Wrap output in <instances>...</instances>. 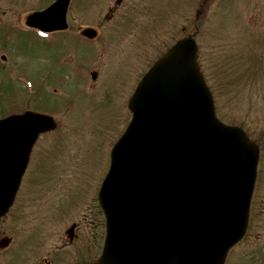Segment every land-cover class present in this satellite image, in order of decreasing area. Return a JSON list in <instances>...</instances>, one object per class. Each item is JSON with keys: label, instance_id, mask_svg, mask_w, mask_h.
I'll return each instance as SVG.
<instances>
[{"label": "rangeland", "instance_id": "374dc122", "mask_svg": "<svg viewBox=\"0 0 264 264\" xmlns=\"http://www.w3.org/2000/svg\"><path fill=\"white\" fill-rule=\"evenodd\" d=\"M53 1L0 0V118L14 109L53 120L0 215V239H10L0 264L96 263L103 245L96 192L130 119V94L188 36L217 118L258 149L247 227L224 264H264V0H70L68 33L26 30L25 16ZM84 27L95 40L77 38ZM76 223L90 241L86 255L81 240L65 243Z\"/></svg>", "mask_w": 264, "mask_h": 264}, {"label": "water", "instance_id": "95a60500", "mask_svg": "<svg viewBox=\"0 0 264 264\" xmlns=\"http://www.w3.org/2000/svg\"><path fill=\"white\" fill-rule=\"evenodd\" d=\"M68 4L56 0L25 24L63 30ZM81 34L95 36L87 28ZM195 57L193 39L179 40L128 103L131 119L97 196L106 232L98 264H223L246 230L258 150L239 128L216 119ZM52 126L31 113L0 121V215L35 137Z\"/></svg>", "mask_w": 264, "mask_h": 264}, {"label": "flooded vegetation", "instance_id": "af4514ba", "mask_svg": "<svg viewBox=\"0 0 264 264\" xmlns=\"http://www.w3.org/2000/svg\"><path fill=\"white\" fill-rule=\"evenodd\" d=\"M71 227H72V230L70 232H66V234L68 236L66 238V241H65L66 245L73 244V243L76 244V243H78L81 240L82 241V249L80 250V253L81 254L84 253V255L88 254V250H89V245L88 244L90 243V241L88 239V236L85 235L86 232L84 230H80V228H79V226H78L77 223L76 224H71ZM103 235H104V232H102V234H101L102 241H103ZM80 236H82V237L80 238ZM94 239L96 241V238L95 237H93V240ZM3 241H5V238L0 239V247L3 245V243H4ZM61 247L62 246H60L58 248H61ZM0 251H2L1 248H0ZM45 262L47 264H52L51 262H48V261H45ZM75 264H88V263H86V262H76Z\"/></svg>", "mask_w": 264, "mask_h": 264}]
</instances>
